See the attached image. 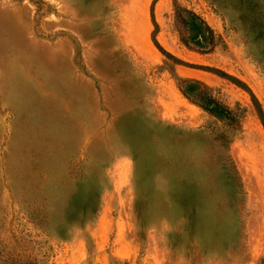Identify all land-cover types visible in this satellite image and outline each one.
Wrapping results in <instances>:
<instances>
[{"label": "rangeland", "instance_id": "374dc122", "mask_svg": "<svg viewBox=\"0 0 264 264\" xmlns=\"http://www.w3.org/2000/svg\"><path fill=\"white\" fill-rule=\"evenodd\" d=\"M179 77L241 108L229 150ZM252 93L264 110V0H0V264H264Z\"/></svg>", "mask_w": 264, "mask_h": 264}, {"label": "trees", "instance_id": "16d2710c", "mask_svg": "<svg viewBox=\"0 0 264 264\" xmlns=\"http://www.w3.org/2000/svg\"><path fill=\"white\" fill-rule=\"evenodd\" d=\"M175 16L179 25L180 39L185 46L201 53L214 50L217 45V35L201 15L188 6L176 3ZM179 87L191 101L228 125L229 129L221 131L219 138L222 141V147L229 150L233 138L230 133L241 126V108L234 109L222 102L211 86L197 78L179 77ZM252 95L256 101V111L264 123V110L255 95L253 93Z\"/></svg>", "mask_w": 264, "mask_h": 264}]
</instances>
